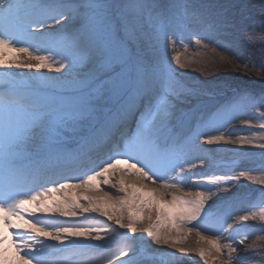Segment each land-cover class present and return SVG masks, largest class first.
<instances>
[{
    "label": "snow or ice",
    "instance_id": "1",
    "mask_svg": "<svg viewBox=\"0 0 264 264\" xmlns=\"http://www.w3.org/2000/svg\"><path fill=\"white\" fill-rule=\"evenodd\" d=\"M251 10L264 20V0H0V264H180L188 252L181 245L193 232L198 245L210 244L209 252L196 249L204 264L212 253L243 264L249 249L234 255L238 248L220 241L234 224L236 233L250 221L264 224V159L258 169L237 171L252 155L237 152L239 161L206 179V187L193 183L202 177L191 170L214 159L216 150L203 145L254 144L224 130L236 109L264 108V96L236 93L209 105L207 85L187 84L178 69L195 63L182 59L186 37L196 36L197 55L214 41L213 54L227 51L221 38L240 29ZM244 67L264 80V66ZM45 68L56 75L13 71ZM259 117L243 123L264 130V111ZM254 146L264 149V143ZM121 164L125 176L150 182L152 190L142 195L109 175ZM241 178L262 189L247 194L244 214L217 206L214 197L231 200L221 194L236 188L235 197ZM93 182L115 201L112 211L67 191ZM95 212L117 227L38 215L87 221L84 214ZM145 219L152 222L139 229ZM138 229L151 244L133 239ZM251 238L245 234L237 243ZM256 239L264 241V227Z\"/></svg>",
    "mask_w": 264,
    "mask_h": 264
},
{
    "label": "rangeland",
    "instance_id": "2",
    "mask_svg": "<svg viewBox=\"0 0 264 264\" xmlns=\"http://www.w3.org/2000/svg\"><path fill=\"white\" fill-rule=\"evenodd\" d=\"M245 2L249 5H258L259 0H245ZM264 20L260 17L259 13L255 10L248 11L246 13V18L244 22L240 25V29L235 30L233 33H230L227 38H221L220 42L226 46L227 51L221 52L217 49V54H213L211 52V48L215 47V41L210 44L208 49H200L199 55L196 54L197 46L195 44L196 36H192L191 40H188L186 37V42L190 44L189 51L182 55V59L184 56L191 58L195 61V63L190 64L185 69H178L181 73V78L190 85H207V91L209 95L207 100L209 105L223 104L227 102L231 97H233L236 93H248L257 98L264 96V80H262L259 76L256 75L255 71H246L245 65L251 69L255 66L256 70H260L262 66H264ZM241 29H255V32H245ZM199 34L198 30H194ZM179 47V45H178ZM180 51L183 53V49L180 48ZM173 53L169 50L168 55L171 56ZM222 57H228L227 60H223ZM46 69V68H45ZM45 69L39 70L38 74L35 72V69L29 70H16L21 73V75H36L40 76L42 71ZM54 72L44 73L43 76H55ZM264 111V108L259 109V111H253L251 108H238L236 109L232 115L229 117L230 119H234V123L229 125L224 131L225 133L230 132L231 130H236L235 135H241L246 133L245 130L249 127L243 123V121H251L252 123H256L259 120V112ZM263 132L264 130L258 129ZM249 132V130H248ZM250 133V132H249ZM254 135V132L250 133ZM262 135V134H260ZM259 137V135H257ZM233 145V144H232ZM256 147V146H253ZM191 174V173H190ZM258 174L260 175L259 171ZM214 177V175L212 176ZM242 187L248 185V181H241ZM258 186L261 185L258 184ZM259 189V188H256ZM262 190V189H260ZM231 193L229 196H232ZM228 196V197H229ZM114 202L111 203V207L114 208ZM231 204L228 207H224L226 211H235L237 206H233ZM246 207V204L243 205V209ZM243 209L241 210L243 212ZM105 217V216H103ZM106 218V217H105ZM105 218H103L105 220ZM146 221L144 224L140 226L146 227L148 223L152 221ZM109 221V220H106ZM110 223H114L112 220ZM250 227L242 228L239 233H236V238L231 242L236 244L237 246H241L242 251H238V255L244 256L245 252L243 249H249L246 254V259L243 264H264V241H259L256 239V230L264 227V224L257 219L256 221H250ZM139 226V227H140ZM237 226L234 224L233 228ZM242 234H248L252 238L245 241V244L239 245L237 242L241 238ZM240 234V238L237 235ZM225 243H227V238L222 239ZM255 242L256 247L254 249L249 248V246L253 245ZM194 245V249L198 247H204L206 252L210 251V246L207 244H199L196 241L191 242ZM188 249V258L180 259V264H204L201 260L200 256L197 255L196 250H192L189 246H185ZM221 257V254L212 253L209 255V259L218 260ZM208 259V264L212 263V260ZM114 261V260H113ZM187 261V262H186ZM214 264H222L221 262H217Z\"/></svg>",
    "mask_w": 264,
    "mask_h": 264
},
{
    "label": "bare ground",
    "instance_id": "3",
    "mask_svg": "<svg viewBox=\"0 0 264 264\" xmlns=\"http://www.w3.org/2000/svg\"><path fill=\"white\" fill-rule=\"evenodd\" d=\"M42 72H43V74L44 73H48L49 75L51 74V72L48 69H45ZM258 129L259 128L249 127V132L250 133L254 132V135L250 134L249 132L247 133V134H249V136H248L249 139H254V144L264 143V135H263V132L259 131ZM233 131H235V130H233ZM233 131L231 130L230 132L233 133ZM260 134H262V135H260ZM257 135H259V137H257ZM231 138L232 139H236V137H231ZM254 144H244V145H241V146H244V147L249 148L251 146H254ZM225 160H227V159H225ZM229 161H230V159H229ZM227 162L228 161H226V163ZM230 162H228V163H230ZM125 168H126V166L123 167V170ZM133 170L134 169H128V172L132 173ZM226 170H228V169H226ZM207 174L210 175V174H213V173H207ZM109 175H112V174L109 173ZM113 177H114V179H117L118 180L120 176H116V174H113ZM135 178L136 177L126 178V180H125V186L128 187L130 190L132 188H135V189L140 188L142 190V192H143V195L148 194L150 192V190H152L151 189L152 187L149 185V183L141 182L139 179H135ZM241 181L243 182L245 180H243V178H241V180L235 182L237 184V187L239 188V192L237 193L239 195H236V196H238L237 197L238 199H235L231 203H228V202L223 203V202H221V201H223V199H219V200H217V205L221 204V205H219V207L224 208V207L230 206L231 204H234L233 206H237V209L235 211H233V212H236V213H239V214H243V213H241L242 212L241 210L243 209V205L245 204V203H243V201L245 200V197L247 196V193L245 191L250 192L251 189L250 188L245 189L244 187H242ZM248 186H254V184H252V183H250L248 181ZM105 187H107L109 191H115L114 189H111L110 185L109 186H105ZM254 188H256V186L253 187L252 189L254 190ZM99 189H100L99 183H96V184H93V187L92 188H87V189H73V191H70V192L73 193V194H75V195H78V196L87 195V196L91 197L93 199V201L98 206H100L101 208H103L105 210H108V211H112L113 208L111 207V203H113V202L115 203V201L114 200H108L107 197H105L104 192L101 191V190H99ZM76 190H78L79 192H77ZM232 190L233 191H237L236 188H233ZM255 190H257V194H258V192H259L260 189H255ZM176 194L179 195L178 193H176ZM224 194L226 195L227 193H224ZM224 194H221V195L223 196ZM240 194H241V196H240ZM244 194H246V195L244 197H242ZM167 195L170 196L171 193H168ZM69 198H71V197H69ZM77 211L79 212L80 209H77ZM97 213H99V212H95V213H85L84 215H86V216H88L90 218L87 221H83V222L84 223H87V224H91V225H95V224H98V223H104V224L111 225L113 228H116L117 227L116 224H114V223L112 224V223H110V221H106V220H108L107 217L105 218V220L103 218L98 217L99 214H97ZM38 215H40L41 218H43V215H41V214H38ZM77 217H83V216H77ZM63 218L66 219L65 217H63ZM67 218H69V217H67ZM70 218L73 219L74 217H70ZM43 219L64 220L62 218L55 217L53 215H50L48 218H43ZM72 219H67V220L69 222L82 221V220H76V221H74ZM139 229H142V227L140 226ZM139 229H138L137 233L134 234L133 239H135L136 237H144V239L147 240V242L149 244H151V241L148 240V238L146 237V235L141 230H139ZM234 229L235 228L232 227V228H229L226 232H224L223 236L221 237V241L220 242L221 243H225L224 240H222V239H225V238H227V240H226L227 243L232 242L236 238V235H234V234H236L234 232ZM120 231H124V230H120ZM205 235H208V233H205ZM241 235H244V234L241 233ZM237 237L240 238V234L237 235ZM181 239H184V238L181 237ZM198 240H199V237H197L196 234H195V232H193L190 235H188L186 239H184V243L181 246L182 247H184V245L185 246H189L190 248H192V250H196V249H194L195 247H194V245L191 244V242L192 241H196L197 242ZM46 242L51 243V241H46ZM201 244H207L208 246H210L209 243H205V242H201ZM233 246L237 247L238 248V251H242L240 249L241 246H237L234 243H233ZM151 247L152 248H155V249H157L159 251H162V252H174V249H170L166 245H154L153 244V245H151ZM225 252H226V250H225ZM176 255L180 256L179 253H177ZM188 255H189V253L187 252L186 254H184L181 257H183L185 259L186 257L188 258ZM234 255H238V252L237 253H234ZM125 258L128 259V257H123V259H125ZM113 260L114 261H112V262L114 264H119V260H115V259H113ZM209 260H212V263L211 264H214V263H217V262H221L222 264H226V260H225V256L224 255H221V257L218 260H216L214 258L213 259H209Z\"/></svg>",
    "mask_w": 264,
    "mask_h": 264
}]
</instances>
